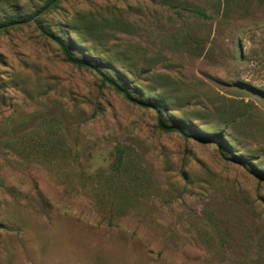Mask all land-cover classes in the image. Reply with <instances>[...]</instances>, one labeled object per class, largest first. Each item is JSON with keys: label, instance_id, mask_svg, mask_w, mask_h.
Masks as SVG:
<instances>
[{"label": "rangeland", "instance_id": "1", "mask_svg": "<svg viewBox=\"0 0 264 264\" xmlns=\"http://www.w3.org/2000/svg\"><path fill=\"white\" fill-rule=\"evenodd\" d=\"M46 1L0 0V264H264V0Z\"/></svg>", "mask_w": 264, "mask_h": 264}, {"label": "trees", "instance_id": "2", "mask_svg": "<svg viewBox=\"0 0 264 264\" xmlns=\"http://www.w3.org/2000/svg\"><path fill=\"white\" fill-rule=\"evenodd\" d=\"M59 1L60 0H47L46 3H45V7L44 8H47V7H49V6L53 5V4H56ZM192 12H194L197 15L203 16V17L207 16V13L205 11L200 10V9H192ZM26 22H27L26 20H19L17 18H11V19L2 21V22H0V33L7 31L9 28L18 26L20 24H24ZM46 33L49 34V36H51V38L55 42L58 43V45L60 46L61 50L63 51V54L65 56V60L67 62H69L71 64H74V65H76L77 67H80V68H91V69H94L99 74H102L101 71L99 70V68L97 67V65H94L93 63H91L89 61H86L85 59H83L81 57L75 56L71 52L69 46L66 45L62 41V39L60 37H58L57 35H54L53 33L49 32V31H47ZM105 80L110 82V83H114L111 79L105 78ZM114 85H115L116 89L118 91H120V92H123L125 94V96L129 100H135V99H133L131 97V95L124 88L120 87L119 85H117L115 83H114ZM139 102H141V104L144 105V106L153 108L157 112L159 127L161 129H163L164 131H167V132H173V131L174 132H178V133H180L181 135H183L186 138H189V137L198 138L194 134L189 133L185 129V127H183L180 124H171V125L167 124L165 122V119H164L162 113H161L163 109H160L158 106L154 105L153 103L149 104V103L144 102V101H139ZM219 139H220L219 136H215V142H218Z\"/></svg>", "mask_w": 264, "mask_h": 264}]
</instances>
